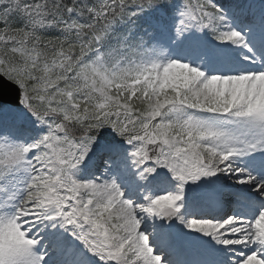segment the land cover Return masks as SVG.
Returning <instances> with one entry per match:
<instances>
[{
	"label": "snow or ice",
	"instance_id": "1",
	"mask_svg": "<svg viewBox=\"0 0 264 264\" xmlns=\"http://www.w3.org/2000/svg\"><path fill=\"white\" fill-rule=\"evenodd\" d=\"M0 78V264H264V0H0Z\"/></svg>",
	"mask_w": 264,
	"mask_h": 264
},
{
	"label": "bare ground",
	"instance_id": "2",
	"mask_svg": "<svg viewBox=\"0 0 264 264\" xmlns=\"http://www.w3.org/2000/svg\"><path fill=\"white\" fill-rule=\"evenodd\" d=\"M151 224H152V221L150 220L149 225H151ZM151 231H152V229L149 227L148 232L151 233ZM205 240H206V239H205Z\"/></svg>",
	"mask_w": 264,
	"mask_h": 264
}]
</instances>
